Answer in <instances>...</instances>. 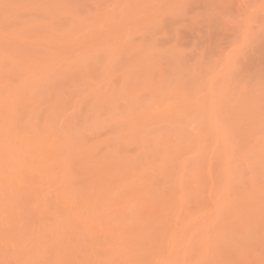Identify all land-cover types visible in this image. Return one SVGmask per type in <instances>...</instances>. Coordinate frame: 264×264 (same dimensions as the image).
<instances>
[{
	"label": "bare ground",
	"instance_id": "6f19581e",
	"mask_svg": "<svg viewBox=\"0 0 264 264\" xmlns=\"http://www.w3.org/2000/svg\"><path fill=\"white\" fill-rule=\"evenodd\" d=\"M18 1L19 0H0V264H264V152L262 151L264 149L261 150L263 152L261 153L258 146L257 148L255 147L257 138H255V140L253 138L251 139V137H255L252 131L255 128L258 129V126H255L256 124L247 123L249 126L252 125V128L246 131L250 139L245 134L246 137L242 135L243 141L241 142L243 143L242 146L244 145L242 148L243 150L240 152H237L238 150H233L236 147L234 146L236 142L232 140V138H236L234 132H238V125L246 121L245 118L241 120V117H243L241 115L243 114L246 117V113L240 110V114L239 111L235 112L232 109L235 114L239 112L238 114L241 116L238 118V114H233L236 118L232 120L231 118L233 115L231 114L232 116H230L229 112L233 113V111L228 110L231 124L230 121H228L229 118L226 116L227 112L225 114V109L223 116H226V121L225 117L219 115V113L221 114V112H223L220 104L224 99L232 100L234 104L233 108L235 106L237 107L235 104L236 102L239 104L235 96L234 98L236 100H234L233 97H229L233 95L231 94L233 91L230 92L232 88L229 91L231 95L229 94L228 96V94H225V96H222L225 90L222 87H226V83L223 81L225 86H221L222 82H219L218 79L220 78L217 77L218 71L223 70L225 72L230 66L229 68L226 66L223 67L225 63L222 64L220 61L219 64L222 66L218 64L217 66L225 68L226 70L222 68L221 70H214L216 75H211V70L209 74L211 75L210 78L207 77L206 79L205 77V79L207 82L209 79L210 83L212 81L214 83H207L211 85V89L208 88L209 90H204L202 89L203 87L200 86L202 89L200 93L205 91L207 94L205 96H199V98H201L198 99L199 101H196L198 97L194 94L197 92L195 91L196 87L193 85V82V84L191 83V78L189 77L191 75L192 78H195L192 76L194 75L192 74L194 70L191 69L192 72L190 71L191 66L189 68V76H187L186 73L184 75L190 80L188 85H192L195 89H190L192 87H188L185 84L188 80L182 81L181 85L180 83L178 84L176 80L177 85L175 83V79H177L175 74H173L175 76H172V80L174 81L169 79L171 78L172 70V72L170 71L171 73L169 72L171 74H169L170 77L168 76L167 78L168 73H166V76L163 74V78H160L162 72L165 73L166 70H170V67L172 69L176 68V73L178 75V67L169 65L170 67L168 66L169 68L167 69L166 65L165 67L163 65L166 63L168 64L167 60H161L162 62H166L162 64L163 68L166 69H163V71L157 59V62L153 57L148 60L147 56H150L151 53L158 50L155 48L156 50L152 51L153 49H151V47L153 48L154 46H151L152 44H147L150 43L152 39L150 42L145 43L148 47L151 46L149 47L151 51L147 49V46V48H144L145 45H140V40L144 38L143 35L141 38H138V40L140 39L138 45H143L144 47H142L145 50L143 51L142 49V51H140L141 47L139 48V46H137V48L132 46L133 48L139 49L141 56L143 55V60L142 57L139 56L140 60H137L138 58L136 59V61L139 62L138 64H140V61L142 64L143 62L145 63L143 67L141 66L142 64H140L142 68L134 67V69H137L134 71L131 67L137 66L138 64L136 61H130L132 62L131 64L135 62L136 64L132 66L129 63L130 68L127 66L125 69H122L127 71L126 69L128 68L130 72H134L130 73L127 71L128 73H126L122 71V73L126 74H123L119 80L109 78L108 83L93 84L92 81L89 82L90 77H85L87 73L84 72L85 74H82L83 76L79 75L80 77L76 78L81 79V82L83 80L84 82L82 83L86 84L83 85L81 82L77 83L79 81L72 78L76 85L70 83V80V84L66 83V81V84L64 83V85H70L73 88L65 86L66 88H64L67 89L65 91L68 92L65 93L64 90V92H62V85L60 87L57 84L56 86L61 90L56 89V86L54 89L51 87V90H49V81L46 83V81L42 79L46 78L42 75V67L33 59V62L30 60L31 56L29 54L32 52L30 49L31 47L28 49L26 48V50L24 49L25 51L18 47V49H15L16 47L10 48L11 44H9L8 41L9 47L6 42L9 38H14L9 34H2V22L5 21L7 23L8 21L9 25V22L14 20L18 21L20 18L17 19L12 16L17 13L15 10L18 11V8L21 10L18 11L19 14L21 13V16L24 13L22 12L24 0L21 4H19L20 2L18 3ZM60 1L61 0H57L60 4H69L67 6L65 5L66 9L71 4L68 0V2L66 0H62L63 2ZM148 1L146 0L147 3H149ZM153 1H150L149 5H151ZM52 2L54 4L55 1L53 0L51 3ZM57 2H55V5H57L56 7L54 5L49 8L55 7L54 9L60 11ZM71 2H73V0H71ZM74 2L78 4V1ZM146 2L144 1L141 6L143 7L144 4H147ZM35 3L36 2H34V4ZM164 3L166 2L164 1ZM73 4L74 7H78L75 6V3ZM20 5L21 7H19ZM30 5H32V3H30ZM36 5L38 6V3H36ZM47 5L52 4H50L49 1ZM71 6L70 8H74ZM119 6L120 4L116 9ZM145 6L146 5H144V7ZM153 6L154 5H152L151 8H153ZM171 6L170 11L169 8H167L168 10L165 8L167 12L172 13ZM40 7L42 8V4L38 9L40 11L44 9ZM57 7H59V9ZM121 7L120 9H122ZM142 7L141 10L138 9L143 12H140V15L146 14V12L149 13V10L147 9L148 11H146L145 9L150 6L143 7V11ZM262 7L264 8V6ZM36 8L29 9L35 11ZM49 8H46V10H49ZM52 9H50L51 12L50 10L48 11L50 15L45 9L43 10L44 15L46 12V17L47 14L49 15V18H47L48 20L56 17L54 16L56 10L53 11ZM63 9L64 8H62V10ZM114 9L115 8H113V11L116 12L117 10ZM153 9H155V7ZM75 10L78 11V13H80V10L81 15L87 14V10L85 9L86 11H84L83 8H81L78 10L74 9V15L75 13L77 14ZM125 10L124 13H130L132 11ZM162 10L163 9H160V11ZM181 10L182 12L184 11L183 8H181L180 11ZM208 10L210 11V9ZM63 11V14H68L69 12V10L68 12L65 10ZM122 11L123 10H121V12ZM152 11L154 15V10L151 9L150 13ZM12 12L13 14L11 15ZM43 12L41 11V15ZM182 12L179 15L184 13ZM51 13L54 15L52 16ZM118 13H120V11ZM129 13H120V15L122 17V15L126 16ZM210 13L212 12L210 11ZM210 13L207 11L201 14L205 17L204 14L211 15ZM213 13L215 12L213 11ZM9 14L10 16H8ZM61 14L60 16H62L63 19V14ZM116 14H114L112 18H114ZM130 14L132 15V13ZM137 14L136 11L135 18H137ZM139 14L138 18L140 17ZM201 14L197 16L200 17ZM17 15L18 14L15 16ZM74 15L72 14V19L78 24L81 15L80 18L76 15L78 17L77 21L74 19ZM150 15H152V13ZM69 16H71V14H68V17ZM57 17H59V14H57ZM126 17L128 19L129 16ZM209 17L210 16L207 18L209 19ZM60 18L58 19L60 20ZM39 19L41 22H44L41 20L43 19L42 17L38 18L37 21H39ZM66 19V21H72L71 18ZM115 19L113 20L115 21ZM262 19L264 21V18ZM52 20L56 21L55 18ZM63 20L61 21L63 22ZM116 20L120 23L122 18L121 21H118L119 19ZM148 20L146 22H148ZM206 20L205 18V21ZM216 20L218 19L216 18ZM20 21L23 23V21H28V19L26 18L25 20L24 17H22V20H19L18 23H12L17 26L16 28H19L18 25H21L20 27L24 25L20 23ZM138 21L139 20L136 22L137 24L139 23ZM155 21L156 19L154 22ZM49 22L47 21L46 24ZM117 22L115 24H117ZM150 22V25L149 23L145 25H147L148 28L151 26L150 29L152 30L154 29V26L152 27L154 22ZM159 22L156 21L154 24H159ZM6 23L4 24L5 26ZM24 23L26 26V22ZM29 23H31V21ZM143 23L144 21L141 25H136V27L144 26ZM14 24H12V26L15 28ZM38 24L40 23L38 22ZM71 24L75 27L77 26L74 22H71L69 25L72 26V28L73 25ZM160 24L162 26V23ZM69 25L67 23L69 29L65 28V25H63L65 27H62V25L60 27L58 25L57 28L60 27V30L65 31L63 34H66L68 33L66 30H70ZM119 25L120 24H118V26ZM128 25L135 29V32L138 31L131 24ZM79 26L81 25L78 24V27ZM113 26L116 27L117 25L113 23ZM157 26L158 25L155 27L157 28ZM161 26L159 25L156 29V35H158V29ZM261 26L262 28L264 27L263 25ZM50 27L52 26L46 28L50 30ZM120 27L121 26L117 27V29ZM181 28L183 27H180V29ZM74 29L75 28H73V31ZM140 29L143 28L141 27ZM243 30L245 29L243 28L242 31ZM124 31L125 30L122 32ZM76 32L77 31H75L76 36L74 35L72 38H78ZM131 32L135 33L134 30ZM151 32H153V30ZM127 33L125 32V40L132 37L128 33L129 36L126 38ZM171 33L173 32L171 31ZM241 33L245 36L246 32ZM247 33L251 35V32L249 33L247 31ZM70 34V32L68 35L66 34L67 38L68 36L70 37ZM58 35V39H60L62 34ZM249 35H247V37L251 38L252 35L251 37H249ZM48 36H51L50 33L47 34V37ZM241 37H243V35H240V38ZM247 37H245V39ZM44 38L49 40L46 37ZM72 38L70 40L73 42L74 39ZM151 38H153L152 35ZM55 39V42H57V37ZM245 39H242V41ZM50 40L54 41L51 37ZM70 40L66 41V46H69L67 42ZM129 40H131V38H129ZM249 41L247 40V42ZM55 42L53 43L55 44ZM75 42H79L77 43V49L79 50V48H81L82 50L78 52L82 54L84 51L83 47L85 46H79L80 44H84L76 40ZM74 43L72 44L74 45ZM60 44L57 45L62 47ZM69 44H71V42ZM242 44L243 46H245V44L247 45V43L244 42H242ZM127 45H124L126 50L127 47L131 46ZM89 47H87V49ZM40 48L45 47L42 46ZM130 48L129 52L133 50V48ZM65 49L67 50L66 47ZM69 49L70 48H68V50ZM187 49H189V47ZM71 50H76V48H71ZM95 50H98V48ZM40 51L44 53L43 49ZM69 51L67 53L70 56ZM176 51L180 52V50ZM48 52L47 50L45 53L48 54ZM132 52H134V50L131 51V53ZM145 52H147L148 55L146 54V56H144ZM231 52L232 54L234 53L232 50ZM67 53L65 52L66 56H68ZM122 53L124 54V52ZM127 53L128 52H126V54ZM158 53L160 52L158 51ZM182 53L183 52L180 54ZM225 53H227V51ZM65 54L64 57H66ZM83 54L86 55V52ZM180 54H177V56ZM54 55L55 54H53V56ZM227 55L230 57L229 59H227L228 56L226 57V63L227 60L228 62L231 60V54L229 53ZM50 56H52V53H50ZM122 56L124 57V55ZM127 56H130V53L125 57ZM47 57L48 56H44V59H47ZM57 57L55 60L53 57H51V59L56 61ZM64 57L62 56L63 60ZM71 57H77V55ZM131 57H133V55ZM162 57L164 59V56ZM180 57L181 55L175 57V59L179 60ZM202 57L200 56V59H202ZM68 59L70 60V57H68ZM145 59H147V62H145ZM165 59H167V57H165ZM224 59H222V61ZM178 60L174 61L173 59H168V61L176 62V65ZM62 61L60 64H62ZM201 61L203 62L204 59ZM46 62L45 64H47ZM125 62H127V60ZM125 62L123 64H125ZM152 62L155 63V65L158 63L157 65L159 67L157 68V65L154 66ZM231 62L232 60L230 63ZM53 63L51 65L54 69L55 64L53 65ZM148 63L149 66H146ZM83 64L85 67L84 69L87 70L86 63ZM152 64L156 68H153ZM48 65H46V69H48L47 72L51 76V73L53 74L54 72L51 70L52 66ZM202 65L203 63H201L200 66ZM57 67H55L56 72L59 68ZM61 67L59 69L60 72L63 68ZM147 67L150 69L148 70L151 71V73L149 71L146 72ZM232 68L233 67L230 69ZM122 69H120V71ZM157 69H159V71ZM201 70L202 69H200V71ZM204 70L206 71V69ZM207 70H209V68ZM139 71H141L142 74ZM155 71L158 75H156V78L160 79H158L157 82L155 77V80L152 78L155 76V74H153ZM185 71L183 69L182 72ZM224 72H221L222 75ZM63 73L64 71L62 74ZM225 73L233 76L228 70ZM182 74L180 75L184 76ZM60 75H58L59 79L62 76ZM241 75H243V73ZM58 76L56 77L58 78ZM73 76H75V74H71L69 77ZM164 76L167 78V82ZM181 76L179 77L180 79ZM214 76L217 78L214 79ZM173 77H175V79ZM185 77L182 79L185 80ZM229 78L227 79L233 80L234 77H232V79ZM66 79L68 80L67 77H65V80ZM86 80L88 82H85ZM236 80H238V78ZM171 81L175 84H172ZM63 82L61 81V84ZM155 82L157 84H155ZM232 82L228 81V85ZM258 82L261 84L263 83L259 80ZM257 83L255 86L258 89L259 86H257ZM77 84L78 86L81 84L87 88L81 86L82 89H80L81 87H78ZM207 84L205 83V85ZM212 84L214 87L215 84H217L216 93L219 91V95L221 98L224 97V99L214 98L213 90H215V88ZM261 84L258 83V85ZM185 86H187V89H190L188 90L189 92L186 91ZM228 87L225 93H227ZM235 87H237L236 84ZM241 87V90L239 88L240 94L244 91L243 86ZM77 88L80 90H77ZM83 88L85 90L90 88V91H86L88 94H85ZM219 88L223 90H219ZM256 88L254 87L255 92H257ZM260 89H262V87H260ZM72 90H74L73 93ZM252 90L253 89L249 91ZM79 91H81L83 96H80L82 94ZM221 91L223 92L221 93ZM262 91V94H264V90ZM60 92L61 94L64 93L62 96H65V94L67 96L68 93V99L65 98L66 101L62 100ZM78 92L80 94H77ZM259 92L255 94L253 91V94H260ZM250 93L251 92H248L250 96H247L252 99L254 95L251 97ZM73 95L74 97L76 95V98L79 95L78 98L81 99L75 103ZM226 95L228 97H226ZM202 96H204V98ZM244 96L245 99L247 96ZM259 96L260 95L257 96V101ZM70 97L72 99H70ZM263 97L264 95L262 98ZM214 99H217V101ZM219 99L220 102H218ZM246 99L244 100L245 103L249 104L247 102L250 101V99ZM70 100L72 103L68 102ZM256 100L253 102L255 107L259 104ZM208 101L210 103H212V101L216 103L214 108H212L210 104H204ZM258 102H261V100ZM230 104L232 105L231 101L229 105ZM204 106L207 108L206 111ZM254 106H251V108H254ZM260 106H262L261 103ZM203 107L204 111L202 110ZM224 107L226 108L225 105H223V108ZM208 108H210V110ZM253 108L249 111L251 112L254 110ZM219 109L222 111L219 112ZM254 113L253 111V114ZM253 114L252 117H249L248 113L249 118H247V121L248 119L256 117L255 114ZM259 118H261V116ZM236 119H238V121ZM254 119L255 118L251 120L254 121ZM233 121L236 124H234ZM261 122L264 121L260 120V123ZM228 123L229 125H227ZM234 126H236L235 128L237 131H234ZM103 128L106 129V135L102 136V138L95 137L98 131L104 130ZM262 128L264 130V126ZM238 134L240 133L238 132ZM242 136L240 135V137ZM236 140H238V138ZM253 142L254 145L251 147ZM232 143L234 148H232ZM245 146L247 148H245ZM256 149L258 150L256 151ZM254 151L258 153H255L258 157L255 156ZM235 152L238 154L236 155ZM259 152L261 153L260 157ZM234 155L236 156L234 157ZM249 156L257 161H255L256 165L252 163V159ZM261 158L262 160L260 161ZM233 171H235L237 175H234L232 173ZM98 251H102L104 255H102V257L97 256L96 253Z\"/></svg>",
	"mask_w": 264,
	"mask_h": 264
},
{
	"label": "rangeland",
	"instance_id": "374dc122",
	"mask_svg": "<svg viewBox=\"0 0 264 264\" xmlns=\"http://www.w3.org/2000/svg\"><path fill=\"white\" fill-rule=\"evenodd\" d=\"M23 0H19L18 1V3L19 4H21V2H22ZM50 1V4H52V5H47V3ZM51 1H53V0H24V2H23V6H24V8H23V10H22V12H24L23 14H22V16H21V13L19 14V12L18 11H21L19 8H18V11L17 10H15L17 13L16 14H18L17 16H15L14 14H13V12L11 13V15L13 16V17H15V18H20V19H18V21L16 22L15 20L14 21H12V22H15V23H18L19 22V20H22V17H24V19L26 20V18L28 19V21H23V23H22V21H20V23H22V24H24V25H22V27H20L21 25H18V27L19 28H16L17 26L14 24V23H12V22H9V25H8V21L6 20V18H5V20L7 21V23H6V26L4 25L5 23L4 22H2L3 23V27H1L2 28V34H9L11 37H13L14 39H10L9 38V40H7V42H6V44H7V46H9L10 47V45L9 44H11V47L10 48H14V47H16L15 49H18V48H20L21 50H23V51H25L26 50V48L28 49V48H30L31 49V51H29V52H31V54H29L30 56V60H34L35 62H37V63H39L40 64V67H42L41 69V71H42V75H43V77H46V78H42L43 79V81L45 80L46 81V83H47V81H49L48 83L50 84V85H48V88H49V90H51V87L54 89V87L56 86V84L58 85V86H60L61 87V85H62V87H61V89H62V92H64L65 90H67V89H65L66 87H68V86H70V85H64V83H65V81H66V83H68V84H70V83H73V84H75L76 85V83H74L75 81L74 80H78L79 82H77V83H80L81 82V79H77V78H79L80 76L79 75H81V76H83L82 74H85V73H87L88 74V72H89V74L88 75H91V76H88L87 74H85L86 76L85 77H87V78H89L90 79V81L89 82H91L92 81V83L93 84H104V83H108V80H109V78L110 79H113V80H119V78L123 75V74H126V73H128V72H130V69L128 70V68L126 69L127 71H125V70H123L122 68H126L127 66L129 67L130 65H134V64H136V59L137 60H140L139 59V57H142V60H143V55L141 56V54H140V52H139V49H136V48H133L134 46L135 47H137V46H139L138 45V43H139V40H138V38H141L143 35H144V38H142L141 40H140V42L141 43H139L140 45L141 44H143V45H145V47L144 48H147L148 46L145 44V43H147V42H150V40L152 39V41L150 42V43H147V44H149V45H151V46H154L153 48L151 47V46H149V47H151V49H153L152 51H154V50H158L160 53H162V54H160V53H158V51H155V52H153V53H151V55L149 56L148 54H147V52H149V51H151V49L148 47L147 49H150L149 51L148 50H146L147 52H145V55L144 56H146V54L149 56H147V59L149 60V59H151V57H153V59H157L158 60V63H160L159 65L160 66H162L161 68V70H166L165 68H163V65H164V67H165V65H166V67H167V69L170 67V66H172V67H178V75H177V73H176V71H177V69L175 68V69H172L171 67H170V70L168 69V70H166L165 71V73L164 72H162V76L160 77V75H161V72H160V75H159V77L160 78H163V74L166 76V73H168L167 74V78H168V76H169V74L171 75V78H169V79H171L172 80V76H175L176 75V78L177 79H175V77H173L174 79H175V81L177 80L178 81V84L180 83V85H181V83H182V81L184 82V81H186V80H188V77H185V73H186V75L187 76H189V68H190V66H191V68H190V71L192 72V70H194L193 72L194 73H192V74H194V75H192V76H194L195 78H192L191 77V75L189 76L190 78H191V83L193 84V85H195V87H196V89H195V87H193L191 84V86H189L188 84H189V82H190V80H188V81H186L185 82V84L188 86V87H192V88H190V89H195V91H197L196 93H194V92H192V93H194V94H196L198 97H197V100L196 99H193V100H196V101H199L198 99H200L199 98V96H201V95H206L207 93H205V91L204 90H207L208 88L209 89H211L210 88V86L211 85H209V84H207V83H210V81H209V79H208V82H207V77L208 78H210V76L211 75H214L216 72L214 71V70H216L217 71V69H219V70H221V68L222 67H218L217 66V64L218 65H220V66H222L221 64H219L220 63V61H221V63L223 64V63H225V64H223V67H228L229 68V66H230V68L231 67H233L232 69H227L228 70V72H230L231 73V75H233V76H230V75H227V73H225L227 70L225 69V68H222V69H225L226 71L224 72L223 70H221V71H218L217 72V77H219L220 79H221V81H220V79H218L219 80V82H222V84H221V86L222 85H224L223 84V81H224V83H226L225 85H226V87H222L223 89H225L226 90V88L228 87V86H230V87H228L229 89L227 90V93H225V90H224V94L222 95V96H225V94H228V96H229V94H230V92H232L231 94H233V95H231V96H229L230 98H232L233 97V99L234 100H236L237 99V101H239V104L236 102H234L236 105H237V107L235 106L234 108H233V106H234V104H233V102H232V100H230L229 98V100H225L224 99V97H222L224 100L222 101V103H224V101H225V103L224 104H220L222 107V110H223V112H221V114L219 113V115H221V117L223 116V114H224V111H225V114H226V112H227V114H226V116L229 118L228 119V121H230V116H232L233 114L234 115H236V114H238L239 112H240V114H241V111L242 112H245L246 113V117L242 114L241 116H243V117H241L240 116V114H238L239 116H238V118L239 117H241V120H243V118H245L246 119V121H243L242 123H243V125H242V123L241 124H239V122H238V132L240 133V134H238V132H234V135L236 136V138L235 139H233L232 138V140H233V142H236V143H234V146H236L235 147V149H233L234 151H237V152H240V151H242L243 149V146H242V142L241 141H243V136L244 137H248L249 139H250V137H249V134H248V132L246 133V131H248V130H250V128H252V125H247V123L248 124H256L255 126H258L257 128L258 129H254L252 132L254 133V136L255 137H251V139L253 138L254 140H255V138H257V144L255 145V147L257 148V146H258V148H259V151L261 152V153H263L264 152V150H262V149H264V130H263V124H264V122H261L260 123V120H262V121H264V109H263V107H264V100H262V99H264V97L262 98V96L264 95V94H262L263 93V91L262 90H264V37H263V35H264V30H263V28H262V26L261 25H263L264 26V21H263V19L262 18H264L263 16V14H264V12H262V11H264V8L262 7V6H264V0H210V1H208V0H150V1H153V3L151 4V5H149L150 4V1H148L149 3H147L146 2V0H144L147 4H144V5H146L145 7H147V6H150V7H148V8H146L145 10L146 11H148L149 10V13H150V11H151V9L152 10H154V15H153V11L151 12L152 13V15H150L148 12H146V14L148 15H146L145 13L143 14V15H145V16H143L142 14L140 15L139 13L141 12V11H139L138 9H140L141 10V5L143 4V0H73V2H71V0H68V1H70V3L72 4V6L74 5L73 3H75V6H78V7H74V8H70V6H71V4H70V6H68V10H69V12H71V13H69L68 12V10L66 9V6L67 5H69L68 3L67 4H64V3H62V4H60V3H58L57 2V0H54L55 2H57V4H59L58 6L60 7V11H58L57 9H54L57 5H55L56 3L54 2V4H53V2L51 3ZM67 1V0H66ZM66 1H64V2H66ZM67 1V2H68ZM74 1H78V4H76L77 2H74ZM158 1H159V3H158ZM164 1L166 2V3H164ZM34 2H36V3H38V6L36 5V3L34 4ZM60 2H63L62 0L60 1ZM118 2H119V4H120V6L116 9V7L119 5L118 4ZM142 2V3H141ZM209 2V3H208ZM30 3H32V5H30ZM117 5H116V4ZM212 3V4H211ZM18 4V5H19ZM34 4V5H33ZM41 4H42V8H44L45 9V11H47V13H49V15H50V12H51V10L50 9H52L53 11H55L56 10V12H55V15L54 14H52V16L54 15V16H56V17H53V18H50V20H48L47 18H49V15L47 14V17H46V12H45V15H44V12H43V10L44 9H42L41 7V11L43 12L42 13V15H41V11L38 9L39 8V6H41ZM210 4V5H209ZM18 5H17V7H18ZM55 5V7H52V8H49V7H51V6H54ZM62 5V6H61ZM66 5V6H65ZM116 5V6H115ZM144 5H143V7H144ZM152 5H154L153 6V8L155 7V9H153V8H151V6ZM166 5V6H165ZM172 5V6H171ZM22 6V7H23ZM71 6V7H72ZM115 6V7H114ZM122 6V7H121ZM139 6H140V8H139ZM170 6H171V9H172V13H170V12H167V8H169V11H170ZM209 6V7H208ZM19 7H21V5L19 6ZM37 7V8H36ZM59 7H57L58 9H59ZM120 7L122 8V9H120ZM143 7H142V11H143ZM144 7V8H145ZM213 7V8H212ZM29 8H36L35 9V11H31ZM46 8H49V10H50V12H48L49 10L47 9L46 10ZM62 8H64L63 10H65V11H67L68 12V14L70 15L71 14V16H69L68 17V14L66 13V14H63V10H62ZM81 8H83V10L84 11H86V13L87 14H84V15H81L80 13H81V11L79 10V12L80 13H78V11H76L77 12V14L75 13V15H74V9H81ZM113 8H115L117 11L115 12V11H113ZM151 8V9H150ZM163 9L162 11H160V9ZM167 10H166V9ZM181 8H183L184 9V13L182 12V10L180 11V9ZM210 9V11L212 12V13H210V11L208 10V9ZM13 9H15V8H13ZM12 9V10H13ZM17 9V8H16ZM37 9H38V11H37ZM86 9V10H85ZM114 9V10H115ZM118 9H119V11H120V13L121 14H126V13H129V12H126V13H124V10L125 11H130V10H132L130 13H132V15L129 13L128 15H126V16H129L128 17V19H127V17L126 16H124V15H122V17H121V15H120V13H118L119 11H118ZM137 9V10H136ZM148 9V10H147ZM212 9V10H211ZM9 10V9H8ZM7 10V11H8ZM32 10H34V9H32ZM62 10V11H61ZM71 10V11H70ZM82 10V11H83ZM121 10H123L122 12H121ZM137 11V13L139 14V16L141 17H139L138 18V14H137V18H135L136 17V11ZM145 10H144V12H145ZM72 11H73V13H72ZM135 11V12H134ZM139 11V12H138ZM208 11V13H210L211 15H209V14H204L205 15V17H203V15L201 14V13H206ZM213 11L215 12V13H213ZM61 12H62V14H63V19H65V20H63L62 19V16H60V14H61ZM115 12V13H114ZM164 12V13H163ZM183 13V14H181V15H179L180 13ZM256 12H258V13H256ZM59 14V17H57V14ZM116 13H118V14H116ZM141 13H143V12H141ZM178 13V14H177ZM217 13V14H216ZM8 14V13H7ZM61 14V15H62ZM72 14L74 15L73 17H74V19H76V21L78 20V17L77 16H79V18H80V15H81V18H80V20H78L79 21V25H81V26H79L78 27V24L75 22V20H73L72 19ZM83 14V13H82ZM114 14H116L115 15V17L114 18H112V16L114 15ZM201 14V16L200 17H198L199 15ZM214 14V15H213ZM25 15V16H24ZM41 15V16H40ZM67 15V16H66ZM77 15V16H76ZM118 15V16H117ZM133 15H135V16H133ZM183 15V16H182ZM198 15V16H197ZM206 15H208V16H210L209 17V19L207 18L208 16H206ZM218 15V16H217ZM7 16V15H6ZM8 16H10V14L8 15ZM77 18H76V17ZM149 16H152V17H149ZM217 16V17H216ZM40 17H42L43 19H41L42 21H44V22H41L40 21V19H39V21H37L38 20V18H40ZM61 17V18H60ZM117 17V18H116ZM118 17H121L122 18V21H121V18H118ZM144 17V18H143ZM149 17V18H148ZM198 17V18H197ZM213 17V18H212ZM56 19V21L54 22L52 19ZM58 18H60V20L58 19ZM66 18H71L72 19V21H66L67 19ZM119 19L118 21H121L120 23L119 22H117V20L116 19ZM129 18H130V20H129ZM160 18V19H159ZM205 18L207 19L206 21H205ZM215 18V19H214ZM216 18L218 19V20H216ZM8 19V18H7ZM10 19H11V17H10ZM9 19V20H10ZM14 19V18H13ZM47 19V20H46ZM57 19H58V21H57ZM113 19H115V21L117 22V24H115L116 22L113 20ZM139 20L138 22V24L139 25H141V23L144 21V23H143V25L144 26H146V27H144V26H141L143 29H140L141 27L140 26H137V27H139V28H137L136 27V25H138L136 22H137V20ZM141 19V20H140ZM142 19H144V20H142ZM149 19V20H148ZM156 19V21L157 22H159V20H160V22H159V24L158 23H156V24H154L155 22H154V20ZM158 19V20H157ZM213 20V22H212V20ZM12 20V19H11ZM31 21V23H29L30 21ZM53 22H52V21ZM61 20H63V22L61 21ZM127 20V21H126ZM148 20V22H146ZM216 20V21H215ZM37 21V22H36ZM47 21L49 22L48 24H46L47 23ZM62 23H61V22ZM64 21H66V22H64ZM80 21H82V22H80ZM129 21V22H128ZM150 21H152V27L154 26V29H155V31H154V29H152L153 30V32H155V33H153V32H151L152 30L150 29L151 28V26H149V28L147 27V25H145L146 23H149V25L151 24V22ZM215 21V22H214ZM221 21V22H220ZM24 22H26V26H25V23ZM38 22L40 23V24H38ZM73 23L74 22V24H76L77 26L75 27L73 24H71V25H73V28H75L74 29V31H73V28H72V26H70L69 25V23ZM207 22V23H206ZM211 22V23H210ZM19 23V24H20ZM29 23V24H28ZM44 23V24H43ZM60 23V24H59ZM67 23H68V25L70 26V30H68L69 29V27L67 26ZM113 23H114V25H117L116 27L115 26H113ZM160 23H162V26H161V24ZM12 24H14L15 25V28H14V26H12ZM43 24V25H42ZM54 24V25H53ZM56 24V25H55ZM118 24H120L119 26H121L119 29H117V27H119L118 26ZM122 24H123V28H122ZM128 24H131L134 28H136L137 30V32H135V29H133L130 25H128ZM60 26L61 27V25H62V27H65V28H68L67 30H66V32L68 31V33L70 32L71 34H70V37L72 38L74 35H75V31H77L76 33H77V36H78V38L76 37V39L75 38H72V39H74L73 40V42L70 40L71 38L68 36V38H70V39H68L67 38V35H68V33H66V34H63V33H65V31H62V30H60V27H58L57 28V26ZM63 25H65V26H63ZM156 25H160L161 27H159V29H158V35H156L157 34V28H158V26H157V28L155 27ZM24 26V27H23ZM49 26H52V27H50L51 29L49 30V28H46V27H49ZM129 26H130V28H129ZM183 27V28H181L180 29V27ZM245 26H246V28H245ZM5 27V28H4ZM7 27H8V29H7ZM55 27V28H54ZM100 27V28H99ZM115 27V28H114ZM64 28V29H65ZM132 28V29H131ZM161 28V29H160ZM178 28V29H177ZM245 29V30H243L242 31V29ZM249 28V29H248ZM5 29V30H4ZM54 29V30H53ZM61 29H63V28H61ZM122 29V30H121ZM150 29V30H149ZM177 31H176V30ZM8 30V31H7ZM71 30H72V32H71ZM121 32H120V31ZM123 30H125L124 32H122ZM132 30H134V32L135 33H133V32H131ZM141 30V31H140ZM161 30V31H160ZM173 30H175V31H173ZM240 30H241V32H246L247 33V31L252 35V37H251V35H249L248 33L246 34L245 33V36H244V34H242L241 32H240ZM247 30V31H246ZM263 30V31H262ZM7 31V32H6ZM10 31V32H9ZM49 31V32H48ZM53 32V33H51V32ZM60 31H62V32H60ZM171 31L173 32V33H171ZM5 32V33H4ZM47 32V33H46ZM120 32V33H119ZM125 32L127 33H129V35H131L132 37H129V38H131V40H129V38H128V33L126 34V38H128L127 40H125ZM164 32V33H163ZM170 32V33H169ZM50 33V37L54 40V41H52V40H50V37L48 36L47 37V34H49ZM62 34L60 37V39H58V37H59V35L58 34ZM118 34V37H117V34ZM240 33V34H239ZM258 33H260V34H258ZM262 33V34H261ZM56 35V36H55ZM58 35V36H57ZM64 35V36H63ZM148 35V36H147ZM151 35H152V37L153 38H151ZM240 35L242 36L243 35V37H241L242 39H245V37H247V35H249V37H251V38H246L245 40H243L242 41V39L240 38ZM259 35V36H258ZM260 35H261V37H260ZM64 38H63V37ZM66 36V37H65ZM76 36V35H75ZM146 36V37H145ZM258 36V37H257ZM44 37H46V38H48L49 40H46ZM54 37V38H53ZM57 37V42H55V38ZM256 37V38H255ZM63 38V39H62ZM66 38H67V40H66ZM124 38V39H123ZM146 38V39H145ZM150 38V39H149ZM254 38V39H253ZM62 39V40H61ZM148 39V40H147ZM154 39V40H153ZM258 39V40H257ZM68 40H70L69 42H67L68 43V45L69 46H66L67 44H66V41H68ZM75 40L76 41H80V42H82V44H84V45H81L80 44V46L79 47H83V46H85V47H83V52H82V54L84 53V52H86V55H82L81 53H79L78 51H80V50H82L81 48H79V50L77 49V43H79V42H75ZM129 40V41H128ZM145 40V41H144ZM147 40V41H146ZM247 40L249 41V42H247ZM254 40H257V41H254ZM8 41H9V44H8ZM10 41H11V43H10ZM51 41V42H50ZM124 41V42H123ZM239 41H242V42H244V43H247V45L245 44V46H243V44H242V42H239ZM53 42H55V44L57 43V44H60V46H62V47H59V45H57L56 44V46H55V44L53 43ZM58 42H60V43H58ZM71 42V44H69ZM76 43V45H75V43ZM251 42V43H250ZM65 43V44H64ZM72 43H74V45L72 44ZM129 43V44H128ZM154 43V44H153ZM242 45H241V44ZM249 43H250V45H249ZM131 45L130 47L131 48H133V50H134V52H132L131 53V51H133V50H130V52H129V48L130 47H127V50H126V48H124V45ZM240 44V45H239ZM71 45H73V46H71ZM127 45V46H128ZM239 45V46H238ZM45 47V48H40V47ZM67 48V50L65 49V47ZM74 46H76V47H74ZM90 46V47H89ZM133 46V47H132ZM142 46H139V48L141 47V49H140V51H142V49H143V51L145 50ZM147 46V47H146ZM241 46V47H240ZM18 47V48H17ZM59 47V48H58ZM87 47H89L88 49H87ZM189 47V49H187ZM190 47H192V48H190ZM243 47V48H242ZM23 48V49H22ZM62 48V49H61ZM64 48V49H63ZM68 48H70L69 50H68ZM71 48H76V50H71ZM96 48H98V50H95ZM125 50H124V49ZM130 48V49H131ZM138 48V47H137ZM156 48V49H155ZM221 48V49H220ZM233 48V49H232ZM25 49V50H24ZM29 49V50H30ZM39 51H38V50ZM41 49H43V51H44V53L42 52V51H40ZM49 51L48 52V54L47 53H45L47 50ZM85 49H87V50H85ZM135 49H136V51L138 52H136L135 51ZM186 49V50H185ZM223 49V50H222ZM229 49H231L234 53L232 54V52H231V50H229ZM249 49V50H248ZM37 50V51H36ZM66 50V51H65ZM176 50H180V52H177ZM182 50V51H181ZM221 50H222V52H221ZM230 52H229V51ZM28 51V50H27ZM26 51V52H27ZM69 51V54H70V56L68 55V52ZM75 51V52H74ZM189 51V52H188ZM219 51V52H218ZM223 51H224V55H223ZM227 51V53H225ZM248 51H250V52H248ZM28 52V53H29ZM34 52H36V53H34ZM65 52L67 53V55L68 56H66V54H65ZM71 52H73L74 53V55H73V53H71ZM122 52H124V54L122 53ZM126 52H128L127 54L129 55V53H130V56H127V57H125L127 54H126ZM177 52V53H176ZM181 52H183V53H185V54H180ZM50 53H52V56H50ZM75 53H77V54H75ZM142 53V52H141ZM172 53H173V57H172ZM174 53H175V56H174ZM201 53V54H200ZM222 53V54H221ZM231 54V60H232V62L230 63V61L228 62V60H227V63H226V57H227V59H229V55H227V54ZM46 54V55H45ZM53 54H55L56 55V57H57V60L56 61H54L55 59H56V57H55V55L53 56ZM64 54H65V56L66 57H64ZM81 54V55H80ZM126 54V55H125ZM133 55V57H131L132 55ZM140 54V55H139ZM144 54V53H143ZM177 54H180L181 55V57H180V59L178 60V59H175V57H179L180 55H178L177 56ZM218 54V55H217ZM219 54H220V56H219ZM235 54V55H234ZM64 57V60L62 59V56ZM77 55V57H71V56H76ZM122 55H124V57L122 56ZM164 56V59H163V57L162 56ZM169 55V56H168ZM194 55V56H193ZM234 55V56H233ZM44 56L46 57V56H48L49 57V59H48V57H47V59H44ZM82 56V57H81ZM139 56V57H138ZM161 56V57H160ZM200 56L202 57V59H200ZM218 56V57H217ZM51 57H53V59L54 60H52L51 59ZM68 57H70V60L68 59ZM165 57H167V59H165ZM184 57H185V60H184ZM186 57H188V58H186ZM196 57H197V59H196ZM221 57H222V59H224V57H225V59L222 61V59H221ZM128 58H129V60H128ZM52 60V63H53V65L55 66V67H57L58 69H57V72H60V67L62 68L61 70V72L60 73H57L56 72V69H55V67H54V69H53V66L51 65L52 63H51V60ZM60 61H59V60ZM64 61H62V60ZM67 61H66V60ZM123 59H125V60H123ZM147 59H145L146 61L145 62H147ZM152 59V60H153ZM159 59H160V62H159ZM168 59H173L174 61H177L178 60V62H177V65L175 64L176 62H174V61H168ZM199 59H200V62H199ZM204 59V61L202 62L201 60H203ZM219 59V60H218ZM33 60H32V62H33ZM43 60V61H42ZM46 60H47V62H46ZM127 60V62H125ZM157 60H156V62H157ZM161 60H167V62H168V64L166 63V62H162ZM184 60V61H183ZM194 60H195V62H194ZM199 62V64H198V62ZM217 60V61H216ZM50 61V62H49ZM61 61H62V64H60L61 63ZM129 61V62H128ZM130 61H136L134 64H131L132 62H130ZM181 61V62H180ZM188 61V62H187ZM217 63H216V62ZM45 62L47 63V64H45ZM59 63V64H57V63ZM125 62V64H123ZM148 62H150V61H148ZM171 62H174V63H171ZM83 63H86L85 65H87L86 66V68H87V70L86 69H84L85 67H84V64ZM129 63H130V65H129ZM139 62H137V64H138ZM151 63V62H150ZM153 63V62H152ZM157 63V64H158ZM163 63H166V64H163ZM171 63V64H170ZM180 63H181V65H180ZM183 63V64H182ZM187 63V64H186ZM201 63H203V65L202 66H200L201 65ZM238 63V64H237ZM51 65L52 66V68H51V70H53V74L51 73V76H50V74L47 72V70L48 69H46V65ZM140 64H142L141 63V61H140ZM140 64H138L137 66L135 65V66H133V67H131V68H133L134 69V67L136 68H142L143 66H145L144 64V62H143V64L140 66ZM154 64V66H156L155 65V63H153ZM153 64H152V66H153ZM163 64V65H162ZM174 64V65H173ZM215 64H216V67H215ZM226 64H230V65H226ZM232 64V65H231ZM48 65V66H49ZM57 65V66H56ZM126 65V66H125ZM170 65V66H169ZM236 65V66H235ZM122 66V67H121ZM123 66H125V67H123ZM146 66H149V63L148 64H146ZM153 66V68H156V67H154ZM169 66V67H168ZM200 66V67H199ZM213 68H212V67ZM77 67H78V69H77ZM159 66L157 65V68H158ZM193 67H194V69H193ZM201 67H203V68H201ZM122 69L121 71H120V69ZM130 68V67H129ZM152 68V69H153ZM182 68V69H181ZM209 68V70H207ZM210 68H212V69H210ZM236 70H235V69ZM239 68H240V71H239ZM64 69V70H63ZM132 69V70H133ZM149 68L147 67V71L146 72H148L149 70H148ZM151 69V70H152ZM183 69H184V71L185 72H182L183 71ZM192 69V70H191ZM200 69H202L201 71H200ZM204 69H206V71L204 70ZM59 70V71H58ZM137 69H134V71H136ZM140 70H142V69H140ZM158 71H159V69H157ZM156 70V71H157ZM163 70V71H164ZM172 70V71H171ZM180 70H181V72H180ZM211 70H212V72H214V73H212L211 72ZM230 70H233L234 72L236 71L237 72V74H236V72L234 73L233 71H230ZM238 70V71H237ZM45 73H44V72ZM49 71H50V69H49ZM64 71V75L62 74V72ZM80 73H79V72ZM122 71H125L126 73H122ZM134 71H132V72H134ZM156 71H155V73H153V74H155V76H153L152 78L154 79V77L156 78V75L158 74V71H157V74H156ZM171 71V72H170ZM244 71V72H243ZM52 72V71H51ZM85 72V73H84ZM132 72H130V73H132ZM140 73H141V71H139ZM142 72H144V71H142ZM150 73H151V71H149ZM153 72H154V70H153ZM170 72V73H169ZM201 72V73H200ZM210 72H211V75H209L210 74ZM221 72H224L223 73V75H222V73ZM233 72V73H232ZM249 72V73H248ZM77 73H79V74H77ZM183 73V74H182ZM203 73V74H202ZM230 73H228V74H230ZM240 73V74H239ZM243 73V75H241ZM247 73V74H246ZM56 74H58V75H60L61 76V78L59 79V76L58 75H56ZM73 75V74H75V76H73V77H69L70 75ZM77 74V75H76ZM142 74V73H141ZM173 74H175V75H173ZM180 74H182V75H184V76H181ZM191 74V73H190ZM236 74V75H235ZM41 75V76H42ZM55 75V76H54ZM152 75V74H151ZM181 76V79L183 78L184 79V77L186 78L185 80H181L179 77ZM208 75V76H207ZM216 75V74H215ZM246 75V76H245ZM54 76V77H53ZM56 76H58V78L56 77ZM63 76H64V78H63ZM158 76V75H157ZM164 76V79H165V81L167 82V78ZM177 76H179V77H177ZM223 76V77H222ZM228 76V77H227ZM229 76H230V78H229ZM65 77H67L68 78V80L66 79L65 80ZM77 77V78H76ZM84 77V78H85ZM170 77V76H169ZM205 77H206V79H205ZM217 77H215L214 76V79L215 78H217ZM226 79H225V78ZM232 77H234L233 78V80H228L227 78H229V79H232ZM238 78V80H236L237 78ZM243 77V78H242ZM246 77V78H245ZM72 78H74V80L72 79ZM82 78V77H81ZM189 78V79H190ZM212 78V77H211ZM73 81H72V80ZM83 79V78H82ZM86 79V78H85ZM84 79V80H85ZM159 79V78H158ZM157 78H156V82H157V80H158ZM196 81H195V80ZM213 79V80H214ZM245 79V80H244ZM247 79V80H246ZM63 82L62 84H61V81ZM71 82H70V81ZM88 80V79H87ZM85 81V82H88V81ZM155 80V79H154ZM160 80V79H159ZM205 80V81H204ZM226 80H228L229 82H232L231 84L229 83V85H228V81L227 82H225ZM258 80L259 81H262L263 83L261 84L260 82H258ZM68 81V82H67ZM172 81H174V80H172ZM171 81V82H172ZM177 81L175 82L176 84H177ZM195 81V82H194ZM239 81V82H238ZM245 81V82H244ZM246 81H248V82H246ZM250 81V82H249ZM255 81H256V83L258 82L259 84H261V85H258V83H257V86H259V88L257 89L256 88V83H255ZM70 82V83H69ZM82 82H84L83 80H82ZM81 82V83H82ZM154 82V81H153ZM155 82V84H157ZM171 82H169V83H171ZM188 82V83H187ZM198 82V83H197ZM213 82V81H212ZM211 82V83H212ZM45 83V82H44ZM65 83V84H66ZM175 83H173L172 82V84H175ZM195 83H197V84H195ZM205 83L207 84V85H205ZM210 83V84H211ZM214 83V82H213ZM216 83V82H215ZM218 83V82H217ZM244 83V84H243ZM247 83V84H246ZM255 83V84H254ZM83 84V83H82ZM84 84H86V83H84ZM83 84V85H84ZM177 84V85H178ZM235 84H236V86L237 87H235ZM252 85V87H251V85ZM47 85V84H46ZM72 85V84H71ZM208 85H209V87H208ZM213 85V84H212ZM217 84H215V87H214V85H213V87L215 88V90H213V95H214V98L216 97V98H221V96L219 95V91H218V93H216V86ZM224 85V86H225ZM228 85V86H227ZM240 85V86H239ZM249 85V86H248ZM58 86H56L57 88L56 89H59L58 88ZM66 86V87H65ZM77 86H78V84H77ZM82 85L80 84V86H78V87H81ZM187 86H185L186 88V91L187 92H189L188 90H190L189 88L187 89ZM200 86H202L203 88L202 89H204L203 91L204 92H202V93H200L201 92V88H200ZM205 86H207V87H205ZM220 86V87H221ZM233 86V87H232ZM238 86H239V88L241 87V86H243V90L245 91V93H244V91L243 92H241V94H240V90H241V88H240V90H239V88H238ZM245 86V87H244ZM65 87V88H64ZM82 87H85V86H82ZM82 87L80 88V89H82ZM89 87V86H88ZM93 87V86H92ZM108 87H110V86H108ZM172 87V86H171ZM251 89H253L252 91H249V90H251ZM254 87L256 88V91L257 92H259L260 94H257V95H255L257 92H255V90H254ZM260 87H262V89H260ZM64 88V89H63ZM70 88H72V86H70ZM85 88H87V87H85ZM221 88V89H222ZM232 88V89H231ZM247 88H249V89H247ZM61 89H59V90H61ZM69 89V88H68ZM73 89V88H72ZM79 88H77V90H80ZM90 88H88V90H89ZM208 89V90H209ZM220 88H219V90H221ZM222 89V90H223ZM230 89H231V91H230ZM247 89V90H246ZM64 90V91H63ZM71 90V89H70ZM83 90H85L84 88H83ZM88 90H85V94L87 93L86 91H88ZM91 90H92V88H91ZM73 91L74 90H72V93H73ZM76 91V90H75ZM90 91V90H89ZM191 91H193V90H191ZM210 91H212V90H210ZM230 91V92H229ZM251 92L250 94H251V97H252V95H254V97L252 98V99H250V95L248 94V92ZM253 91H254V93L255 94H253ZM262 91V92H261ZM66 92H68V91H65V93ZM77 92V91H76ZM76 92H74V93H76ZM80 93H81V91H79ZM77 93V94H80V93ZM206 92H209V91H206ZM223 91H221V93H222ZM239 92V93H238ZM247 92V93H246ZM211 93V92H210ZM244 93V94H243ZM60 94H61V92H60ZM64 94V93H63ZM63 94H61V96L63 95ZM82 94V93H81ZM88 94V93H87ZM69 95L71 96V94H70V92H69ZM188 95H189V93H188ZM243 95V96H242ZM244 95H249V96H247L246 98H249L250 99V101H248L247 103H249V104H246L245 103V99H244ZM258 95H260L259 97H258V101H260L261 100V102H258L256 99H257V96ZM262 95V96H261ZM80 96H83V94L82 95H80ZM190 97H191V95H189ZM195 96V95H194ZM204 96H202L203 98H204ZM220 96V97H219ZM227 95H226V97H228ZM234 96H235V98H234ZM68 97V93H67V96H66V94H65V96H62V100H64V101H66L65 100V98H67ZM79 97V95L77 96V98H76V95H75V97H74V95H73V98L75 99V103L77 102V101H79L80 99L78 98ZM225 97V98H226ZM196 98V97H195ZM221 98V99H222ZM68 99V98H67ZM70 99H72L71 97H70ZM202 100V99H201ZM215 100V99H214ZM213 100V101H214ZM247 100V99H246ZM255 100L257 101V103H259V104H257V106L255 107L254 106V103L253 102H255ZM74 101V100H73ZM195 101V102H196ZM212 101V103H210L209 101L207 102V103H204V104H210L211 105V107L212 108H214V105L216 104V103H214ZM215 101H217V99L215 100ZM228 103H227V102ZM230 101H231V103H232V107L229 105V103H230ZM68 102H71V100L70 101H68ZM218 102H220V99H219V101ZM218 102H217V104H218ZM72 103V102H71ZM74 103V102H73ZM252 103V104H251ZM260 103H261V105L262 106H260ZM203 104V105H204ZM228 104V105H227ZM251 104V105H250ZM68 105V104H67ZM223 105H225L226 106V108L224 107L223 108ZM249 105H250V107H249ZM68 106H70V105H68ZM205 106H207V105H205ZM204 106V107H205ZM216 106H218V105H216ZM247 106V107H246ZM251 106H254V110H252L251 112L249 111V110H251L252 108H251ZM202 107V106H201ZM204 107L202 108V110L204 111ZM209 107V106H208ZM210 107V108H211ZM231 107V108H230ZM210 108H208L209 110H210ZM237 108H238V110H237ZM244 108H246V109H244ZM251 108V109H250ZM263 110H262V109ZM206 107H205V111H206ZM216 109V108H215ZM217 109H218V107H217ZM225 109V110H224ZM236 112V111H239V112H237L236 114H235V112L233 111V110ZM236 109V110H235ZM244 111H243V110ZM222 110H220L219 109V112L220 111H222ZM228 110H231V111H233V113L231 112H229V115H228ZM241 110V111H240ZM256 110V111H255ZM249 113V117H252V114H253V111L255 112L254 114H255V116L256 117H253V118H255L254 119V121H252L253 120V118H251V119H248V121H247V118H249L248 117V113ZM218 112V111H217ZM262 113V114H261ZM232 114V115H231ZM251 114V115H250ZM253 114V115H254ZM217 115H218V113H217ZM233 115V116H234ZM226 116L224 115L223 117H225V121H226ZM232 116V120H233V118H236L235 116L233 117ZM261 116V118H259ZM237 121H238V119H236ZM236 120H234V121H236ZM240 120V119H239ZM240 120V121H241ZM227 121V122H228ZM233 121V122H234ZM251 121H252V123H251ZM233 122H232V124H233ZM258 123H260V124H258ZM263 123V124H262ZM230 124H231V121H230ZM234 124H236L235 122H234ZM233 124V125H234ZM227 125H229V123L227 124ZM263 125V126H262ZM236 126H234L233 127V129H235L234 131H237L236 130V128H235ZM104 130H100V131H98L97 133H96V136L95 137H98V138H102V136H104V135H106V129L105 128H103ZM262 129V130H261ZM103 133V134H102ZM236 133V134H235ZM249 133H250V131H249ZM239 136H238V135ZM246 136H245V135ZM240 135L242 136V137H240ZM252 135V134H251ZM238 138V140H236ZM239 139H242V140H239ZM245 139V138H244ZM237 141H239V142H237ZM246 141V140H245ZM244 141V142H245ZM241 142V143H240ZM253 145H254V142L252 143V146L251 147H253ZM234 146H233V143H232V148H234ZM241 149V150H239V149ZM245 148H247L246 146H245ZM254 149V148H253ZM258 149H256V151H257ZM263 152H262V151ZM256 151H254V154L256 153V154H258ZM237 152H235V154L237 155L238 153ZM259 152V157H260V153ZM251 154H252V152H251ZM254 154H253V157H254ZM255 154V156H257ZM236 155H234V157L236 156ZM250 157V156H249ZM258 157V156H257ZM251 159H252V163L253 164H255L256 165V160H253L254 158H252V157H250ZM256 159V158H255ZM258 160V159H257ZM262 160V158L260 159V161ZM256 161V162H255ZM258 163H259V160H258ZM234 175H237V173L235 172V171H233L232 172ZM96 255L97 256H100V257H102V255H104L103 253H102V251H98L97 253H96Z\"/></svg>",
	"mask_w": 264,
	"mask_h": 264
}]
</instances>
